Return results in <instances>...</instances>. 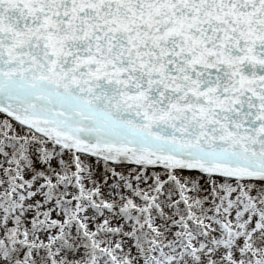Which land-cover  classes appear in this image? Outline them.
Here are the masks:
<instances>
[{"label":"snow or ice","instance_id":"snow-or-ice-1","mask_svg":"<svg viewBox=\"0 0 264 264\" xmlns=\"http://www.w3.org/2000/svg\"><path fill=\"white\" fill-rule=\"evenodd\" d=\"M0 264H264V0H0Z\"/></svg>","mask_w":264,"mask_h":264}]
</instances>
